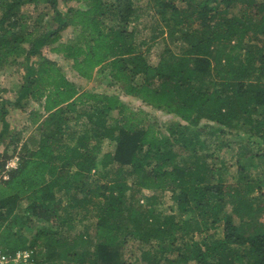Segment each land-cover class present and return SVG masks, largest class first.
<instances>
[{"label": "trees", "instance_id": "1", "mask_svg": "<svg viewBox=\"0 0 264 264\" xmlns=\"http://www.w3.org/2000/svg\"><path fill=\"white\" fill-rule=\"evenodd\" d=\"M75 1L82 5L63 11L59 0H0V58L30 61L57 42L52 50L80 76L107 68L126 94L185 123L176 119L163 131L118 93L80 91L54 59L29 64L15 104L39 101L32 114L41 136L23 144L19 164L0 180V245L33 249L27 264H133L119 248L132 238L141 248L134 264H264V179L243 174L229 182L196 150L206 142L203 118L218 123L210 134L247 123L264 144V0H149L166 41L156 63L128 26L135 0ZM42 2L57 26L37 34L20 11ZM69 25L75 36L58 42ZM7 112L0 111V139ZM84 117L90 125L80 128ZM105 139L114 150L103 151ZM190 146L193 159L179 160ZM9 157L0 152V170ZM143 189L176 192L182 214L159 210L157 193L141 201ZM79 209L92 211L94 235L74 231Z\"/></svg>", "mask_w": 264, "mask_h": 264}, {"label": "rangeland", "instance_id": "2", "mask_svg": "<svg viewBox=\"0 0 264 264\" xmlns=\"http://www.w3.org/2000/svg\"><path fill=\"white\" fill-rule=\"evenodd\" d=\"M136 8L135 14L131 16L129 21V28L134 29L136 39L138 41L146 40L144 47L148 59L152 63L159 60L160 54L165 46V35L161 34L162 21L160 15L152 8L149 0H135ZM81 3L75 0H59V6L63 11L69 7L79 6ZM22 14V21H25L27 27L32 29L34 33L53 29L57 26L54 19V10L48 3L42 2L40 4L28 3L24 5L20 11ZM107 26L115 23L114 20H107ZM76 34L74 26L69 25L60 32L59 41H69L73 39ZM57 43V42H56ZM56 43H49L43 46L41 52L31 57L28 61L24 56H20L15 60H7L0 58V111L3 108L8 109L7 119L10 122L9 130L0 139V152L8 153L11 157L7 158V165L5 169L0 170V180L8 176V169L14 168L19 164L21 153L25 150L23 144L27 146H35L41 136L39 128V120H35L33 111L40 109L39 101L33 97H27L21 101V104H15L18 92L21 86L26 81L28 65H38L44 57L54 59L61 70L73 81L77 83L80 91L94 90L100 92L118 93L120 97L135 109L144 110L150 120L157 121L159 127L168 132L169 125L176 119H180L174 113L166 112L160 108L146 104L139 97L131 94H126L120 86L115 83L109 76L107 68L100 67L94 72L91 78L80 76L75 68L72 66V60L65 57L63 53H57L52 50V46ZM176 51H179L177 44H172ZM3 59V60H2ZM42 110V109H41ZM116 110L112 111L115 115ZM202 123H209L206 132L201 136V139H206L204 146L196 145V150L200 153L207 154V159L216 163L221 167L224 179L229 182H235L242 177L243 174H250V177L260 176L264 179V144L258 143L257 136L249 135L248 124L239 123V125L230 128H225L227 132H218L210 134L212 126L217 127L216 121L203 118ZM72 124L75 121L71 122ZM80 128L90 125L86 118H81L77 122ZM3 124L0 116V130ZM260 141V140H259ZM115 142L109 139L103 141V151L114 150ZM193 146L185 155L179 156V160H187L188 162L193 159ZM2 161V160H1ZM0 161V162H1ZM243 166V171L239 167ZM97 174L92 175L96 178ZM130 182L135 180V176H129ZM245 180V179H244ZM157 193L159 197L158 208L165 213L175 212L178 215L182 214L178 208L176 192L172 190H152L143 189L141 196L145 201V195ZM264 193V187H263ZM64 201H68L66 194ZM64 203V204H65ZM231 206H229V209ZM63 212L67 214L68 208H64ZM84 215L83 218L81 216ZM96 218L93 216L92 211L79 209L78 218L76 219V227L74 231H79L87 228L88 231L94 235L95 233ZM221 229V227H220ZM195 237H199L198 234ZM120 252L123 257L128 261L139 262L141 248L140 242L132 238L126 245L120 246ZM194 264V262H191Z\"/></svg>", "mask_w": 264, "mask_h": 264}, {"label": "built area", "instance_id": "3", "mask_svg": "<svg viewBox=\"0 0 264 264\" xmlns=\"http://www.w3.org/2000/svg\"><path fill=\"white\" fill-rule=\"evenodd\" d=\"M33 249H17L16 251L5 250L0 245V264H27L33 260Z\"/></svg>", "mask_w": 264, "mask_h": 264}]
</instances>
